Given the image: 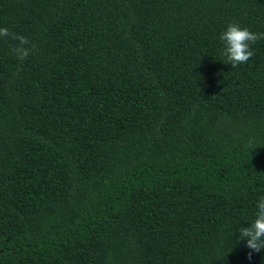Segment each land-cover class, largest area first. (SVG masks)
Listing matches in <instances>:
<instances>
[{
    "label": "trees",
    "instance_id": "trees-1",
    "mask_svg": "<svg viewBox=\"0 0 264 264\" xmlns=\"http://www.w3.org/2000/svg\"><path fill=\"white\" fill-rule=\"evenodd\" d=\"M264 0H0V264H264ZM33 45L35 47H33Z\"/></svg>",
    "mask_w": 264,
    "mask_h": 264
},
{
    "label": "clouds",
    "instance_id": "clouds-1",
    "mask_svg": "<svg viewBox=\"0 0 264 264\" xmlns=\"http://www.w3.org/2000/svg\"><path fill=\"white\" fill-rule=\"evenodd\" d=\"M0 37H10L19 42L12 48V52L19 60L23 61L30 55L32 49L25 47L30 43L25 36L10 33L8 28L0 27ZM219 39L224 44L223 55L232 68H236L247 63L254 56L255 53L251 45L255 44L257 40L264 39V33L253 32L247 27H241L238 22H233L220 34ZM33 47L35 46L33 45ZM256 209L249 226L238 228L237 242L245 241V247L249 249L247 254L249 260L252 259L254 252L259 253L264 250V196L258 200Z\"/></svg>",
    "mask_w": 264,
    "mask_h": 264
}]
</instances>
